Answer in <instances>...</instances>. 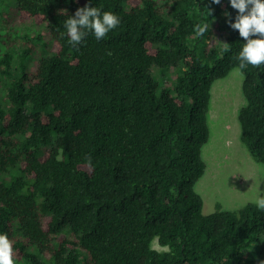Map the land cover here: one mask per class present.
Here are the masks:
<instances>
[{
  "label": "trees",
  "instance_id": "1",
  "mask_svg": "<svg viewBox=\"0 0 264 264\" xmlns=\"http://www.w3.org/2000/svg\"><path fill=\"white\" fill-rule=\"evenodd\" d=\"M12 1L55 46L29 71L31 48L0 45V234L16 264H264V211L206 215L196 192L213 84L246 43L229 0ZM86 5L120 24L74 48L65 21ZM242 72L241 140L264 165V65Z\"/></svg>",
  "mask_w": 264,
  "mask_h": 264
},
{
  "label": "rangeland",
  "instance_id": "2",
  "mask_svg": "<svg viewBox=\"0 0 264 264\" xmlns=\"http://www.w3.org/2000/svg\"><path fill=\"white\" fill-rule=\"evenodd\" d=\"M0 45H8L17 54L31 48L27 61L29 71L35 70L39 60L55 52L54 40L47 24L23 20L12 0H2L0 8ZM210 35L219 39L213 24ZM10 36V38H9ZM18 61V60H17ZM19 65L16 62L15 67ZM154 73L157 72L154 70ZM244 73L232 70L223 79L214 82L209 113L210 140L203 149L207 164L204 177L197 183L196 192L204 201V214L222 209L239 210L264 191V165L259 164L241 140L242 128L239 111L246 105L243 94ZM154 248L162 250L157 241Z\"/></svg>",
  "mask_w": 264,
  "mask_h": 264
},
{
  "label": "clouds",
  "instance_id": "3",
  "mask_svg": "<svg viewBox=\"0 0 264 264\" xmlns=\"http://www.w3.org/2000/svg\"><path fill=\"white\" fill-rule=\"evenodd\" d=\"M220 2L221 0H213L215 4ZM229 3L233 9L238 10L235 22L228 20L229 26L238 30L240 37L246 41L236 57L239 61V70L245 69L248 65L253 67L264 65V0H229ZM62 11L66 13V10ZM225 16L229 14L226 12ZM119 24L120 19L112 12H102L97 7L86 5L78 8L74 16L65 21L64 26L69 43L75 48L88 33L91 32L99 41ZM208 31L206 23L194 26L197 37L204 36ZM252 203L259 211H264V191L258 192ZM0 264H16L13 245L7 234H0Z\"/></svg>",
  "mask_w": 264,
  "mask_h": 264
}]
</instances>
